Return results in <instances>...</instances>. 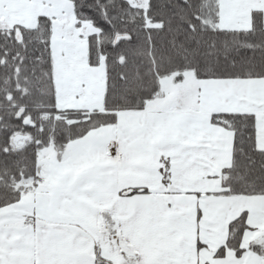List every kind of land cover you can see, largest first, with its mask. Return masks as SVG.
Masks as SVG:
<instances>
[{
  "label": "snow or ice",
  "instance_id": "6c2138e0",
  "mask_svg": "<svg viewBox=\"0 0 264 264\" xmlns=\"http://www.w3.org/2000/svg\"><path fill=\"white\" fill-rule=\"evenodd\" d=\"M31 2L0 0V264H264V0H67L75 82Z\"/></svg>",
  "mask_w": 264,
  "mask_h": 264
},
{
  "label": "rangeland",
  "instance_id": "374dc122",
  "mask_svg": "<svg viewBox=\"0 0 264 264\" xmlns=\"http://www.w3.org/2000/svg\"><path fill=\"white\" fill-rule=\"evenodd\" d=\"M32 3V2H31ZM29 3V4H31ZM68 7L66 0H56V3L52 5L51 8L45 3L42 5L41 11L52 17L55 15L57 20L54 22L56 24V30L53 32V42L56 47L57 53V72L62 81L69 80L75 68H71L75 64L76 59H80L81 57L87 56V45L84 41H61L59 37L60 28L59 26L64 23V17L61 16V12L64 11ZM31 9V8H30ZM29 7L22 9L18 15H16L15 19H13L14 24H20L26 27H33L35 25V20L33 13L30 12ZM70 22L75 21L74 16L69 17ZM68 45H73L72 51L70 54L65 57H59V51L62 49H66ZM70 65V67H66L65 65ZM84 78L82 75L76 76L73 81H78L79 79ZM77 79V80H75Z\"/></svg>",
  "mask_w": 264,
  "mask_h": 264
},
{
  "label": "crops",
  "instance_id": "0c3cea01",
  "mask_svg": "<svg viewBox=\"0 0 264 264\" xmlns=\"http://www.w3.org/2000/svg\"><path fill=\"white\" fill-rule=\"evenodd\" d=\"M44 4L45 3H43L42 0H32V3L31 4L28 3L27 6L24 7L23 9H25L27 7H29V9L31 8L30 12L33 13V16H34L33 18L36 22V19L39 15L49 16L46 13H44L43 11H41L42 5H44ZM15 16L13 17V19L16 18ZM84 58L85 59L83 60V62H81V58L76 59L77 61H75V64L73 66H71V68H75V71H74V73L70 79L73 80L76 76L82 75L84 78H86L90 81L97 80L99 77L92 75V70L87 68L86 57H84ZM75 80H77V79H75ZM65 81H67V80L65 79ZM109 130H110L109 128L102 127L100 129L96 130L95 132L90 133L89 136H101L104 133L108 132ZM213 239L217 242V244L223 243V239H219L218 237H213Z\"/></svg>",
  "mask_w": 264,
  "mask_h": 264
},
{
  "label": "trees",
  "instance_id": "16d2710c",
  "mask_svg": "<svg viewBox=\"0 0 264 264\" xmlns=\"http://www.w3.org/2000/svg\"><path fill=\"white\" fill-rule=\"evenodd\" d=\"M67 1V0H66ZM45 18V19H42ZM50 19L49 16H46V15H39L36 19V22H35V25L33 27H26V26H23L25 29H39L41 31H44L46 29H48L49 27H51V25L48 24V20Z\"/></svg>",
  "mask_w": 264,
  "mask_h": 264
}]
</instances>
